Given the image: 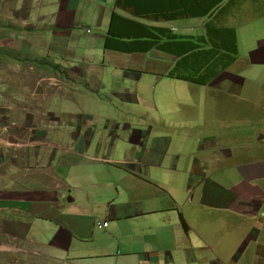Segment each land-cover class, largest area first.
Instances as JSON below:
<instances>
[{
  "label": "crops",
  "instance_id": "0c3cea01",
  "mask_svg": "<svg viewBox=\"0 0 264 264\" xmlns=\"http://www.w3.org/2000/svg\"><path fill=\"white\" fill-rule=\"evenodd\" d=\"M161 3L141 16L117 0H0V222L51 264H264V161L224 150L226 135L203 137L205 124L164 119L171 109L153 102L186 74L228 94L242 82L233 61L201 72V52L172 50L153 19ZM251 48L259 64L260 42ZM16 63L62 89L30 93ZM6 91L18 92L14 107ZM24 93L30 113L17 108Z\"/></svg>",
  "mask_w": 264,
  "mask_h": 264
},
{
  "label": "rangeland",
  "instance_id": "374dc122",
  "mask_svg": "<svg viewBox=\"0 0 264 264\" xmlns=\"http://www.w3.org/2000/svg\"><path fill=\"white\" fill-rule=\"evenodd\" d=\"M161 1L117 0V5L122 12H130L131 10L136 12L139 10L140 15L144 16L147 15V12L151 14L155 10V4L158 5ZM167 1L169 3L166 8L158 12L163 17L153 19L164 21L162 22L164 24H160L158 27L163 29V35L166 38L174 42L172 50L180 47L179 52L184 57L195 51H203L204 53L198 59L196 66V69L201 72L205 70L216 74L219 64L216 58H219V61L223 59L233 61L234 63L229 66V72L233 73L232 71H234L235 73L233 74L236 78L233 77L232 80L239 83L242 82V85L235 91L232 90L233 92L230 90L228 94L212 88L213 85L210 79L200 85H195L188 81V74H186L187 80H170V86H175V88L171 89L169 96V92H163L162 88H158L154 92L153 102L158 104V100L161 99V101L159 100L161 105H157L160 109L156 113L161 114L163 109L170 108L171 110L167 112L168 114L163 115L164 119L173 118L191 125L194 123L196 126L193 129L196 131L201 125L205 124L203 137L209 136L212 140H220V137L226 135L228 140L224 141V146L222 147L224 150H234L236 157L246 154L245 158L242 156L243 160L247 159L252 164L264 161V0L258 3L253 0H242L240 2L242 7L229 8L228 6L223 16L218 15V12L226 8L229 0ZM164 11L167 14H171V16L164 18L166 17L163 13ZM140 23L146 24L144 22ZM206 25L209 32L215 31L214 29L224 30V27H230V31L234 30L238 35V44L230 51L226 47L223 50L224 55L219 57L220 51L212 45H217V43L203 40ZM93 30L97 31L96 29ZM147 41H150V39ZM203 42L210 44V46H206L207 44ZM258 42L262 46V54L259 57H253L258 59L260 63L253 64L248 58V53L252 50L251 45L254 43L258 44ZM213 57L217 62L212 65ZM244 60L249 61L247 66L242 62ZM237 63L238 66L232 68ZM20 64L24 70L22 71L23 76L25 75V78L30 81V88H35L30 93H38L42 90L43 95L49 97L52 92L62 89V81L60 79L46 78L41 72L42 68L38 67L36 70L33 65L31 69L27 67V63H16L12 69L17 70L16 65ZM6 69L9 68L7 67ZM49 70L48 73L50 72ZM44 71L47 73V70ZM25 72L28 74H25ZM15 75L14 77L17 80L23 77L21 75L19 77L18 74ZM243 81L248 83L244 84ZM143 85L144 83L142 82L141 85H138V89L141 90ZM17 93V91H6V99L9 100L12 97L8 105L15 106L13 99L16 101L17 97L15 95ZM30 93L29 95H31ZM20 96L28 98V100L23 101L22 107L17 108L26 109L27 113L36 108L33 105L34 102L29 100L30 97L26 93ZM0 101L5 102L2 99ZM162 104H166V106ZM118 109L121 111L119 112L120 117H126L124 115V107L118 105ZM130 110L141 109L138 106H133ZM146 111L148 113L154 112L149 106ZM95 112L99 113L101 111L96 110ZM109 112L116 116L113 110ZM4 234V223L0 222V264H51L47 260L46 255L37 253L35 250L37 244L35 242L31 241L29 243L23 239L7 237Z\"/></svg>",
  "mask_w": 264,
  "mask_h": 264
},
{
  "label": "trees",
  "instance_id": "16d2710c",
  "mask_svg": "<svg viewBox=\"0 0 264 264\" xmlns=\"http://www.w3.org/2000/svg\"><path fill=\"white\" fill-rule=\"evenodd\" d=\"M241 1L242 0H229L228 1V4L226 5V8L223 9L221 12H218V15L223 16L228 6H229V8H236V7H239V6L242 7V5L240 4ZM253 1L256 2V3H258L261 0H253ZM207 25L205 26V29H204V38H203V40H208L210 43L211 42H216L217 45L216 44H212V45L217 50L220 51L219 52V54L221 53L220 56H223L224 55L223 50L226 49V47H227L226 44L228 43L227 41L230 38V34L229 33L232 32L234 38L236 39V36L237 35H236L235 31L233 30V31H230L229 32L228 30L214 29L215 31L209 32V30L207 29V27H208ZM2 28H5V26H3ZM7 28H9V27H7ZM203 43L207 44L206 46H208V47L210 46V44H208L206 42H203ZM208 47H207V49H208ZM201 53L203 54L204 52L202 51ZM226 55L229 56L230 54H226ZM216 59L218 60L219 64L222 62V61H219L220 60L219 58H216ZM216 59L213 57V59L211 61L212 65L213 64H216V62H217ZM219 64H218V66H219Z\"/></svg>",
  "mask_w": 264,
  "mask_h": 264
},
{
  "label": "built area",
  "instance_id": "2783aa9c",
  "mask_svg": "<svg viewBox=\"0 0 264 264\" xmlns=\"http://www.w3.org/2000/svg\"><path fill=\"white\" fill-rule=\"evenodd\" d=\"M98 225H99V227H107L108 223L104 222V223H101V224L99 223Z\"/></svg>",
  "mask_w": 264,
  "mask_h": 264
},
{
  "label": "clouds",
  "instance_id": "9594fccd",
  "mask_svg": "<svg viewBox=\"0 0 264 264\" xmlns=\"http://www.w3.org/2000/svg\"><path fill=\"white\" fill-rule=\"evenodd\" d=\"M10 29V28H9Z\"/></svg>",
  "mask_w": 264,
  "mask_h": 264
}]
</instances>
